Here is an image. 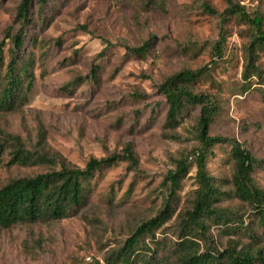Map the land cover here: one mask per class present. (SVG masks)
<instances>
[{
    "label": "rangeland",
    "instance_id": "rangeland-1",
    "mask_svg": "<svg viewBox=\"0 0 264 264\" xmlns=\"http://www.w3.org/2000/svg\"><path fill=\"white\" fill-rule=\"evenodd\" d=\"M20 1L0 0L4 66L10 59V35L19 26L14 18ZM233 2L251 15L259 13L264 24V0ZM204 3L217 13L206 12ZM226 6V0H47L41 9L32 3V23L25 29L19 63H29L33 85L26 102L0 112V136L8 133L28 152L46 153L49 160L11 165L15 146L7 142L0 156V187L14 178L58 168V156L83 167L90 157L119 153L126 144L138 167L120 161L101 170L87 205L74 216L0 227V264H104L110 248L136 223L155 214L166 193L164 176L176 159L196 146L197 106L171 132L179 137L163 128L166 103L157 86L181 69L208 65L197 87L217 94L221 104L210 134L235 138L264 159V52L258 55L260 77L244 83V48L254 29L236 15L223 14ZM220 33L225 37L222 57L210 64ZM144 41L151 44L144 57L127 51L126 46ZM93 63L98 66L96 80L86 78ZM78 76L83 79L67 88ZM247 84L250 88L242 91ZM229 151V144L212 148L207 158L210 175L230 178ZM194 175L192 167L177 192L176 213L164 227L167 245L177 234V212L197 188ZM252 178L264 189V164ZM223 204L242 206L237 200ZM248 210L247 205L241 209L244 219ZM212 232L217 242L225 243V236L215 228Z\"/></svg>",
    "mask_w": 264,
    "mask_h": 264
},
{
    "label": "trees",
    "instance_id": "trees-1",
    "mask_svg": "<svg viewBox=\"0 0 264 264\" xmlns=\"http://www.w3.org/2000/svg\"><path fill=\"white\" fill-rule=\"evenodd\" d=\"M33 2L41 9L47 0H21L18 4L14 21L19 26L10 35L12 47L5 66L0 48V112L13 110L26 102L33 85L29 63H19L25 29L32 23L30 10ZM226 2L223 14L236 15L254 29L244 48L245 62L241 73V79L248 83L251 77H260L261 74L258 55L264 52L263 18L259 13H247L233 0ZM203 9L210 14L217 13L207 3L203 4ZM224 40L223 33H220L213 45L214 58L210 64L222 57ZM150 45L149 41H144L136 47L126 46V49L137 57H144ZM207 71L208 65L198 69L184 68L158 84V93L166 103L163 128L170 132L169 136L179 137L171 132L183 123L189 110L196 106L199 108L194 125L196 146L176 159L174 168L164 176L162 185L166 193L155 214L136 223L118 246L110 248L103 256L104 264H165V260H172V264H264V189L257 186L252 178L255 169L264 164V159L254 156L235 138L210 134L209 129L220 112L221 104L217 94L197 87ZM97 76L98 66L93 63L86 78L96 80ZM82 79V76L76 77L67 84V88ZM248 88L249 84L242 91ZM7 142L15 146L9 160L11 165H32L49 160L46 153L32 154L16 137L4 132L0 136V156L6 150ZM221 144L230 146L232 172L228 179L216 178L207 171L208 155L213 147ZM58 157V168L14 178L0 187V227L74 216L87 205L92 182L101 170L120 161H126L131 169L138 167L130 144H126L119 153L90 157L83 167ZM192 167L195 168L197 188L189 204L177 212V234L167 245L164 227L176 213L177 192ZM231 200L239 201L242 206L223 204ZM244 205L249 209L245 219V212L241 211ZM213 228L226 237L225 243L217 242Z\"/></svg>",
    "mask_w": 264,
    "mask_h": 264
}]
</instances>
